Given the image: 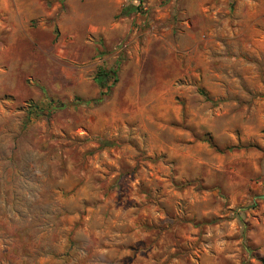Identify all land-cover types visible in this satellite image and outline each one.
<instances>
[{
    "label": "rangeland",
    "instance_id": "rangeland-1",
    "mask_svg": "<svg viewBox=\"0 0 264 264\" xmlns=\"http://www.w3.org/2000/svg\"><path fill=\"white\" fill-rule=\"evenodd\" d=\"M0 264H264V0H0Z\"/></svg>",
    "mask_w": 264,
    "mask_h": 264
},
{
    "label": "trees",
    "instance_id": "trees-1",
    "mask_svg": "<svg viewBox=\"0 0 264 264\" xmlns=\"http://www.w3.org/2000/svg\"><path fill=\"white\" fill-rule=\"evenodd\" d=\"M132 7L130 8V10L132 11ZM130 11H128L129 13ZM112 73L111 72H106L103 70H100L98 72V75L96 76V83L98 84V86L100 87L101 91H100V97L97 100H101L103 98V96H105L106 92L103 91V88L106 87L105 84L107 82V79L110 77ZM200 94L203 95L205 97L206 100H209L206 93L203 90H199ZM96 100V101H97Z\"/></svg>",
    "mask_w": 264,
    "mask_h": 264
}]
</instances>
